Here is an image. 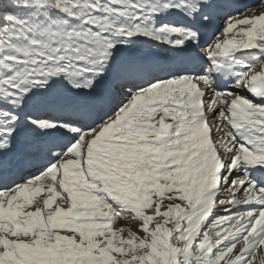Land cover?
Wrapping results in <instances>:
<instances>
[{
    "label": "snow or ice",
    "instance_id": "1",
    "mask_svg": "<svg viewBox=\"0 0 264 264\" xmlns=\"http://www.w3.org/2000/svg\"><path fill=\"white\" fill-rule=\"evenodd\" d=\"M0 264H264V0H0Z\"/></svg>",
    "mask_w": 264,
    "mask_h": 264
},
{
    "label": "rangeland",
    "instance_id": "2",
    "mask_svg": "<svg viewBox=\"0 0 264 264\" xmlns=\"http://www.w3.org/2000/svg\"><path fill=\"white\" fill-rule=\"evenodd\" d=\"M261 2H262V1H261ZM261 2H260V3H261ZM260 3H259V4H260ZM259 4H257V5H259ZM252 10H253V11H256L257 13H259V12L261 11V9L258 8V7H256V8H252ZM121 226H126V227H127V226H130V225H121Z\"/></svg>",
    "mask_w": 264,
    "mask_h": 264
},
{
    "label": "bare ground",
    "instance_id": "3",
    "mask_svg": "<svg viewBox=\"0 0 264 264\" xmlns=\"http://www.w3.org/2000/svg\"><path fill=\"white\" fill-rule=\"evenodd\" d=\"M239 4L240 3H244V2H250L249 0H241V1H237ZM254 5H256V4H253V5H249V6H254Z\"/></svg>",
    "mask_w": 264,
    "mask_h": 264
}]
</instances>
